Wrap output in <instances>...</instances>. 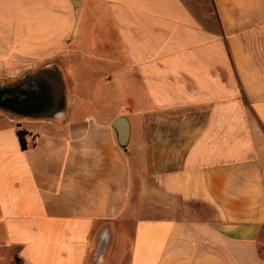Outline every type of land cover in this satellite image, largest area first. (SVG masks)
I'll return each mask as SVG.
<instances>
[{
	"label": "crops",
	"instance_id": "obj_1",
	"mask_svg": "<svg viewBox=\"0 0 264 264\" xmlns=\"http://www.w3.org/2000/svg\"><path fill=\"white\" fill-rule=\"evenodd\" d=\"M38 72L0 105V264H264V0H0V85Z\"/></svg>",
	"mask_w": 264,
	"mask_h": 264
},
{
	"label": "water",
	"instance_id": "obj_2",
	"mask_svg": "<svg viewBox=\"0 0 264 264\" xmlns=\"http://www.w3.org/2000/svg\"><path fill=\"white\" fill-rule=\"evenodd\" d=\"M44 73L45 72H38L36 74L21 78L14 83L5 86L0 85V105H2L4 110L15 112L21 111V109L25 108H32L33 105L28 103V100L30 99L32 92L33 94L36 93L33 91L36 86L32 87L31 84H33L36 79ZM55 84V95L47 98V106L44 114L53 115L57 112H60L65 107L66 99L64 81L60 77L59 81H56ZM114 127L117 131L121 145L125 146L129 137V124L127 119L125 117H119L115 120ZM104 246L105 238H103V241L100 245L97 256L98 259L102 255Z\"/></svg>",
	"mask_w": 264,
	"mask_h": 264
},
{
	"label": "rangeland",
	"instance_id": "obj_3",
	"mask_svg": "<svg viewBox=\"0 0 264 264\" xmlns=\"http://www.w3.org/2000/svg\"><path fill=\"white\" fill-rule=\"evenodd\" d=\"M187 1H189V2H191L192 0H187ZM203 1H207V0H203ZM84 81H86V82H88V83H90L91 81L90 80H84ZM137 81V80H136ZM133 82V81H132ZM131 82V83H132ZM130 83V84H131ZM133 90V89H132ZM99 102V101H98ZM101 104V106L100 107H104L103 109L105 110V111H107L108 113H110V112H113V111H115L116 109H119V105H117V106H115V105H110V106H108V105H103L102 104V102L100 103ZM76 107H77V112H76V114H80V113H91V112H94L95 111V109H96V105H94L93 107H88V106H82V103L77 99L76 100ZM260 252H261V254L264 256V241H262L261 240V242H260Z\"/></svg>",
	"mask_w": 264,
	"mask_h": 264
},
{
	"label": "trees",
	"instance_id": "obj_4",
	"mask_svg": "<svg viewBox=\"0 0 264 264\" xmlns=\"http://www.w3.org/2000/svg\"><path fill=\"white\" fill-rule=\"evenodd\" d=\"M18 134H19V137H20L21 144H22L23 148H26V146H27V142L25 140L26 131H24L22 129H19Z\"/></svg>",
	"mask_w": 264,
	"mask_h": 264
}]
</instances>
